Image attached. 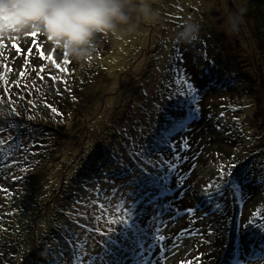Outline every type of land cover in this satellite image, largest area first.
Instances as JSON below:
<instances>
[{
	"label": "rangeland",
	"instance_id": "1",
	"mask_svg": "<svg viewBox=\"0 0 264 264\" xmlns=\"http://www.w3.org/2000/svg\"><path fill=\"white\" fill-rule=\"evenodd\" d=\"M38 1L0 0V116L9 113L0 117V175H15L7 163L24 157L32 163L20 170L31 174L25 184L36 183L21 187L36 195L31 216L16 219L30 234L0 244V264H213L219 256V264H264V0ZM246 6L254 22L240 16ZM179 43H191L189 77L177 71L167 82ZM55 67L76 77L70 87L85 90L90 113L73 120L60 111L63 130L51 137L39 127L45 98L32 78L56 83ZM216 73L218 85L196 76ZM58 80L65 86L66 74ZM213 116L223 123L217 132ZM229 125L246 137L226 142L218 133ZM63 140L51 171L35 170L39 149L57 151ZM231 155L242 161L245 188L232 181ZM169 188L170 203L160 193ZM12 197L0 191L4 204ZM220 202L222 218L211 211ZM248 230L260 251H239Z\"/></svg>",
	"mask_w": 264,
	"mask_h": 264
},
{
	"label": "trees",
	"instance_id": "2",
	"mask_svg": "<svg viewBox=\"0 0 264 264\" xmlns=\"http://www.w3.org/2000/svg\"><path fill=\"white\" fill-rule=\"evenodd\" d=\"M54 1L55 0H39L38 2L39 3H43V2L44 3H51V2H54ZM260 1H263V0H260ZM263 6H264V4H263ZM252 13L255 14V11H253L252 8L246 6L244 8V11L241 13L240 16H242V18L244 19V22H245V18H247L249 21H253L254 22L256 20L255 18L253 20L249 19L250 15ZM258 15H260V14H258ZM261 17H264V14L259 16V18H261ZM215 27H218V26H215ZM249 27H253V26H249ZM211 31L215 32L213 30H211ZM211 31L207 33V36L211 34ZM187 34H188V32H187ZM257 42H258V39H257ZM181 43H179L177 45V49H176L177 50V57L175 59L174 65H173V70L171 71V74L169 76L170 77V81L172 79H174V82H175L176 77H179V75L181 74L182 71H183V74L181 75L182 80L184 78H186L188 80V77H189L188 68H190L192 66V63L189 60V57L187 56V52L189 50V46L191 45V43H189V45L187 47H186L187 44H184V45H182L180 47ZM47 58H50V57H47ZM54 59H55V62L56 63L58 62L60 65L63 63L62 62L63 60L60 57H56ZM45 60H47V59H45ZM204 60H205L204 62H200V63H204L205 65H209L212 68V64L210 65V63H212V61L209 58H207V61H206V58H204ZM49 61H51V60H47V62H49ZM183 67H184V70H183ZM196 67H197V64H196ZM228 70H231L229 72V75L234 74L233 73L234 69L229 67ZM177 71H178L179 75H178ZM50 73H59L58 77L57 76H53L52 77L53 80H56V83L52 82L51 84H49L50 80H47L46 82L39 81V82H37V84H38L37 85V84H35V80H34L35 76H34L32 78V81L34 82L32 84L33 85L32 88H34V90L36 92H39V99L44 100L43 98H45V100L43 101V102H45V108H44L45 112H44V115H42L43 117H39L40 119L43 120V121H39V127H43L44 129H48L49 132L52 130V132L49 133V136L52 137L54 132H60L61 133V130H63L62 128H60L61 127L60 124H62L61 120L56 122V117L58 119V117L60 116L61 112H64V111H66V109H69V112H67V114L69 116H71V118L73 120H75V118H77V120H78V119H81L82 116H85V114L90 113V111H89L88 107L86 109V106L84 105L85 103H88L86 101V99H85L86 98L85 95L87 94L85 92V90L81 88V89L76 91L74 89V87L73 88L70 87V83L73 86L72 80H74V78H76V77L71 76L66 71V69L65 70H60V67H58L57 69H56V67L55 68H50ZM63 74H66V80L67 81L65 83V86L60 87V84H59L60 80H58V79ZM79 76L81 78L83 77L84 80L87 81L86 80V76L83 74V72H81ZM196 76L199 77V81L205 80V81H207L209 83L214 81V85H218V82L216 81V78H217V76H221V74H218V73L210 74L207 77H203V75H201V74L200 75H196ZM222 77H224V76L222 75ZM52 78H51V80H52ZM232 79H233V82H234L235 78H232ZM196 80L198 82V79H195L194 81H196ZM215 83H217V84H215ZM223 84H224V82H223ZM66 86H69L70 88L74 89L75 92H77V93H75V92L72 93V95L75 94V96H71V94H69L68 89L66 88ZM80 86H83V85L81 83H77V87H80ZM87 86L90 87L89 91L94 89V87L96 86L95 90L97 91V82H95V84H94L93 81L89 79V84ZM261 86H262V82H261ZM197 87L199 88V83L197 84ZM88 88H87V90H88ZM261 89H260L261 96H262V99L264 100V90L262 91ZM65 91H66V93H65ZM100 91L101 90H99L98 92H100ZM79 97H80V99H79ZM11 109H13V107H10V111H11ZM75 111L77 112L78 116H75V113H76ZM0 117L2 118L1 120L3 122H6L9 119V113H7L6 116H4V118L2 116H0ZM215 119H216V117L213 116V121L209 122L208 124L212 125L211 129L213 131L217 132L218 128H220V127L222 128L223 123L220 122V121H215ZM25 123L26 122L23 123V127L24 128H26ZM26 125H27V123H26ZM246 133H247L246 130L243 129L242 126L235 125L233 127V125H229V127H227L226 129L224 128V131L221 130V132L218 133V136H223L225 141L228 142V143H234V140H237L238 142H241L243 138H241L240 136L244 135L246 137ZM39 135H40V133H39ZM40 136H42V135H40ZM13 138L14 137H12V139ZM87 142L92 143V142L89 141V139H87ZM249 142H250L251 145H253L255 141L250 140ZM48 143L51 144L53 142L52 141H48ZM62 143H64L62 148H64L68 144L67 141H64V140L62 142H59L58 145H57V147H58L57 151H54L52 149H51L52 151H49L47 149H45V150L39 149V161H41V163H39V167H37L35 170H37L40 173V172L44 171V169L48 168V171L50 172L52 167H53L51 165L52 160L50 159L52 157H50V156L51 155H59L60 156V154H61V153H59V151L61 149L60 144H62ZM93 145H94L93 147H95V148L96 147L97 148H101L104 145V143L98 142V143H93ZM27 152H29V150H27ZM30 152L34 153L33 150L30 151ZM252 153L253 152L251 151V153L249 154L250 155L249 158L252 157V155H253ZM43 155H48V156H43ZM45 158L46 159H50V160H47L49 162L48 164L46 163V161H45L46 159ZM58 159H59V157H58ZM230 159H231L230 166L232 168L231 177H232V181L234 182V185L238 188L239 186H238L237 182H239L240 183V188H245L247 186V177H245L244 173H243L244 169L242 167L243 165H241L242 161L239 162L238 164L236 162V164H235L234 161H235L236 158L234 157V155H231ZM30 161H31V159L24 160V157H23L22 160L14 157V160H12V162L7 163V164L9 166H11L12 169L14 168L15 175H11V173L10 174L2 173V175H0V191L2 192L3 190H5V191H7L9 193L10 196L14 195V197H12V200L8 199V201L5 203L6 205L3 202L0 201V204H3L2 206L0 205V225H1L0 232H4V234L6 233V235H2L0 233V241H1L0 244L4 245V246L5 245H7V246L10 245V244H8L9 241L11 239H13L15 236L18 237L20 233L23 234L21 238H23L24 234H26V233L30 234V232L28 230H25V229L24 230H19L18 229V225H17L18 220L25 213L27 214L26 215L27 217L31 216L30 212L32 210V207L30 208V211H28L29 210L28 205L32 204V200H34L35 197H36V195H35L32 200H29V197L26 196L27 195L26 191H23L24 188L26 189V188L30 187L31 188L30 192H32L34 190V188H35V185H36V183L33 182L35 180V178L32 179V182L29 183V185L25 184V180H28V179L31 178V174L29 176V173H28L29 170L28 169H27V171H23V172L20 171V170H22L21 168H22L23 165H27V164H28V166L31 165L32 163H29ZM24 162H26L27 164H24ZM247 163H249V162H247ZM16 169H18V170H16ZM66 172L67 171H65L61 175V177H63L66 174ZM241 174H243V176L245 177V180H241L239 178V176H242ZM26 176H28L29 178H27ZM34 177H36V176H34ZM5 180L8 181V182H5ZM18 181L22 185L18 184ZM28 181L30 182L31 180H28ZM252 184H253V186H250L251 190H253L254 187L256 188V186L259 185V182L258 181L257 182L253 181ZM41 185L43 187L42 183H41ZM22 186H23V189L21 188ZM41 188H39V191L41 190ZM170 192H171L170 188L169 189H163V191L160 192L161 194H164V201L165 202L170 203V197L167 196ZM195 193H196V191H195ZM203 193L204 192H202L201 194H203ZM207 193L208 192H206V194H204L203 196L199 197V200H198L199 203L203 204L204 203L203 200L204 199H208V198H206L207 196H209L210 198H212L214 196V194L212 192H210V191H209L208 194ZM156 201L157 200L154 198L152 200H149L148 203L149 202H154L155 203ZM208 202H207V204H209ZM204 206H206V205H204ZM222 206H223V203L220 202L218 204V206L211 207V211H216V208L219 207V210L222 213L221 214V218H222V217H224V214H223L224 212H223V207ZM224 208H225V206H224ZM26 216H24V217H26ZM16 219H17V222H16ZM256 221L259 222L258 219H256ZM215 222H216V220H215ZM248 226L249 225H246V227H248ZM226 228H227V225H226ZM144 230L145 229L142 228L140 230L139 234H142V236H143L144 233H145ZM7 235L9 236L8 237L9 239L7 238ZM243 235L245 237L242 236L243 240L241 239V241L239 243L242 245L244 242H246L248 246H245L242 249L239 248V251H241V250H246L247 251L249 249H250V251H260L257 248L256 241H254L253 239L251 240V236L253 235V231L252 230H248L247 232H244ZM150 242H152V240ZM236 251L238 252V249ZM262 252H264V249H262ZM199 260L200 261H197L196 263H193V264H206V261H205L206 259L200 258ZM221 260H224V258L223 257L220 258V256H219L217 258L216 262L213 263V264H219L220 263L219 261H221ZM19 264H21V263H19ZM137 264H139V263H137Z\"/></svg>",
	"mask_w": 264,
	"mask_h": 264
},
{
	"label": "bare ground",
	"instance_id": "3",
	"mask_svg": "<svg viewBox=\"0 0 264 264\" xmlns=\"http://www.w3.org/2000/svg\"><path fill=\"white\" fill-rule=\"evenodd\" d=\"M167 82H170V77L168 78V81Z\"/></svg>",
	"mask_w": 264,
	"mask_h": 264
}]
</instances>
